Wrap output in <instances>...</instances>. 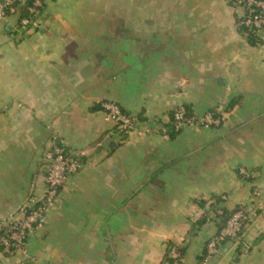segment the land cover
I'll list each match as a JSON object with an SVG mask.
<instances>
[{"label": "crops", "instance_id": "crops-1", "mask_svg": "<svg viewBox=\"0 0 264 264\" xmlns=\"http://www.w3.org/2000/svg\"><path fill=\"white\" fill-rule=\"evenodd\" d=\"M0 20V219L43 190L53 146L85 155L24 253L0 264H264V39L234 0H37ZM137 118L113 133L100 102ZM219 126L170 135L174 110ZM245 175H242V173ZM253 191L257 192L255 196ZM221 196L226 200L220 201ZM252 213L207 258L215 208Z\"/></svg>", "mask_w": 264, "mask_h": 264}, {"label": "built area", "instance_id": "built-area-1", "mask_svg": "<svg viewBox=\"0 0 264 264\" xmlns=\"http://www.w3.org/2000/svg\"><path fill=\"white\" fill-rule=\"evenodd\" d=\"M26 0H0V20L15 14L14 3L23 4ZM243 13L239 26L251 30L256 36L264 39V0H234ZM37 0L29 13L35 12ZM30 21L22 19L21 25L27 26ZM105 120L113 125V133L124 139L134 132L138 123L136 116L124 112L118 104L112 101L100 102ZM174 128L180 130L185 126H199L211 128L219 126L220 120L211 113L201 116L187 115L184 107H179L173 114ZM86 166L85 155L79 151H69L64 147L53 146L44 153L40 160L38 174L44 190L40 195L29 196L16 211L7 218L0 219V254L8 256L15 252L24 253L25 242L30 232L46 219L49 208L54 206L67 179L78 174ZM242 175H245L243 172ZM256 196L257 192L253 191ZM226 200L221 196L220 201ZM221 208H215L213 218L221 215ZM252 217V213L243 206L233 210L223 228L217 232L205 245V254L209 258L214 255L220 245L227 241H237L245 223ZM170 262L165 264H182V255L176 247L170 250Z\"/></svg>", "mask_w": 264, "mask_h": 264}, {"label": "trees", "instance_id": "trees-1", "mask_svg": "<svg viewBox=\"0 0 264 264\" xmlns=\"http://www.w3.org/2000/svg\"><path fill=\"white\" fill-rule=\"evenodd\" d=\"M35 0H26L23 4H19V3H14L15 6V14L13 16H16L18 18V22H20L22 19H28L30 20L32 18L33 13H29L28 8L32 7L33 3ZM39 7H35V11L39 10ZM240 27V26H239ZM241 31L246 35L247 40L250 44H256L258 41V36H256L251 30L245 29L240 27ZM184 109L186 110V114L192 115V113L186 108L184 107ZM175 112V110H174ZM171 116V126H170V135L175 134L176 132H178V130H175L174 128V121H173V114ZM221 215L216 216L215 218V223L217 225L218 231H220L223 226L225 225L227 219L229 218V216L231 215L232 211H227L225 209H221ZM172 247H175L174 245H169L167 248V253H166V257H165V263H169L170 262V250ZM177 250L180 252V254L182 255V250L181 248L176 247Z\"/></svg>", "mask_w": 264, "mask_h": 264}]
</instances>
